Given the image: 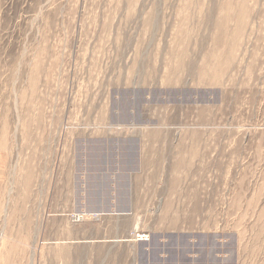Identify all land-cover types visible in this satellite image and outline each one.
I'll return each mask as SVG.
<instances>
[{"label": "rangeland", "instance_id": "obj_1", "mask_svg": "<svg viewBox=\"0 0 264 264\" xmlns=\"http://www.w3.org/2000/svg\"><path fill=\"white\" fill-rule=\"evenodd\" d=\"M0 264H264V0H0Z\"/></svg>", "mask_w": 264, "mask_h": 264}, {"label": "crops", "instance_id": "obj_2", "mask_svg": "<svg viewBox=\"0 0 264 264\" xmlns=\"http://www.w3.org/2000/svg\"><path fill=\"white\" fill-rule=\"evenodd\" d=\"M133 174H135L134 172H132ZM132 175V174H131ZM128 176V175H127ZM133 204H134V201L132 200L131 201V203H130V208L133 206ZM116 208V207H115ZM111 209H114V207L112 206V205H110V208H109V210H111Z\"/></svg>", "mask_w": 264, "mask_h": 264}, {"label": "bare ground", "instance_id": "obj_3", "mask_svg": "<svg viewBox=\"0 0 264 264\" xmlns=\"http://www.w3.org/2000/svg\"><path fill=\"white\" fill-rule=\"evenodd\" d=\"M140 239L143 238V237H146V236H138Z\"/></svg>", "mask_w": 264, "mask_h": 264}]
</instances>
